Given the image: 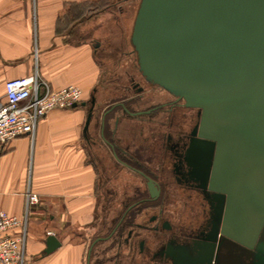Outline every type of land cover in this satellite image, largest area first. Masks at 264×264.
Wrapping results in <instances>:
<instances>
[{
	"label": "crops",
	"instance_id": "crops-1",
	"mask_svg": "<svg viewBox=\"0 0 264 264\" xmlns=\"http://www.w3.org/2000/svg\"><path fill=\"white\" fill-rule=\"evenodd\" d=\"M125 2L102 9L99 0H0V97L5 80L36 72L52 88L82 90L77 106L53 108L38 120L33 141L22 136L0 148L1 207L24 216L27 188L39 195L27 215L25 264H150L139 251L118 255L113 238L101 239L132 197L123 190L148 195L145 179L132 177L103 137L106 121L109 139L131 145L141 125L121 105L132 108L129 75L136 72ZM123 57L131 66L122 67ZM49 235L61 244L45 252Z\"/></svg>",
	"mask_w": 264,
	"mask_h": 264
},
{
	"label": "water",
	"instance_id": "water-1",
	"mask_svg": "<svg viewBox=\"0 0 264 264\" xmlns=\"http://www.w3.org/2000/svg\"><path fill=\"white\" fill-rule=\"evenodd\" d=\"M130 42L149 82L199 109L191 163L217 201L216 228L264 264V0H140ZM148 186L159 193L153 179ZM46 244L51 252L61 242Z\"/></svg>",
	"mask_w": 264,
	"mask_h": 264
},
{
	"label": "flooded vegetation",
	"instance_id": "flooded-vegetation-1",
	"mask_svg": "<svg viewBox=\"0 0 264 264\" xmlns=\"http://www.w3.org/2000/svg\"><path fill=\"white\" fill-rule=\"evenodd\" d=\"M129 85L134 92L128 109L141 127L133 130L129 145L125 137L118 136L116 142L109 139L105 121L103 137L133 172L131 176L145 179L148 195L138 187L123 190L122 195L131 192L132 197L123 202L118 220L101 239L113 238L118 255L125 250L139 251L150 264H185L187 258L190 264H197L198 259L199 264H259L255 248L218 232L217 201L212 205L211 191L199 185L190 150L197 137L199 109L186 106L182 98L149 82L139 70L129 75ZM124 106L127 109L126 103ZM142 124L147 127L143 136ZM88 140L96 143L93 137ZM148 178L159 188L155 196ZM211 251V260L201 263Z\"/></svg>",
	"mask_w": 264,
	"mask_h": 264
},
{
	"label": "built area",
	"instance_id": "built-area-1",
	"mask_svg": "<svg viewBox=\"0 0 264 264\" xmlns=\"http://www.w3.org/2000/svg\"><path fill=\"white\" fill-rule=\"evenodd\" d=\"M81 100L79 86L55 89L37 72L5 80L0 97V148L22 136L33 141L38 120L49 110L72 107ZM25 197L24 216L11 215L0 205V264H25L27 215L39 202V195L29 187Z\"/></svg>",
	"mask_w": 264,
	"mask_h": 264
},
{
	"label": "rangeland",
	"instance_id": "rangeland-1",
	"mask_svg": "<svg viewBox=\"0 0 264 264\" xmlns=\"http://www.w3.org/2000/svg\"><path fill=\"white\" fill-rule=\"evenodd\" d=\"M125 2V0L123 1V3ZM126 3V7H127V9L128 10H126V12H124V14L125 15H127L128 14V16H129V22L127 23V25L129 26V27H131V28H129V40H130V35H131V32H132V27H133V23H134V18H135V15H133V9H134V7H136V6H139V3H140V0H130V1H127V2H125ZM133 4H135V5H133ZM138 8V7H137ZM137 11V10H136ZM131 13H132V15H131ZM135 13V12H134ZM136 14V13H135ZM131 44V43H130ZM131 46V50L133 51L134 49H133V46H132V44L130 45ZM134 58H135V55H134ZM135 60V59H134ZM126 62V63H125ZM122 67H127V66H129L130 64H128V60H126V57L124 58H122ZM119 65H121V64H119ZM118 65V66H119ZM131 66V65H130ZM138 67V65H137V63H136V60H135V71H138L137 68ZM116 68H117V66H116ZM115 68V69H116ZM122 106H124V104H121ZM125 109H126V107H124ZM129 107L127 106V109H126V112H129V109H128ZM122 116H124V115H122ZM140 125V124H139ZM143 125V124H142ZM141 126V125H140ZM146 126V125H145ZM143 127V126H142ZM139 130V127H137L135 130ZM141 131H142V129H141ZM144 133L145 132H142V136L144 135ZM132 137H133V134H132ZM125 183V182H124Z\"/></svg>",
	"mask_w": 264,
	"mask_h": 264
},
{
	"label": "trees",
	"instance_id": "trees-1",
	"mask_svg": "<svg viewBox=\"0 0 264 264\" xmlns=\"http://www.w3.org/2000/svg\"><path fill=\"white\" fill-rule=\"evenodd\" d=\"M124 0H116V1H111V0H99V2H100V4H99V6H97L98 8L100 7V8H102V9H108V8H110L111 9V7L114 5V4H116V3H119V2H123ZM133 5H135V4H133ZM131 28V27H130ZM107 234H109V232L107 233Z\"/></svg>",
	"mask_w": 264,
	"mask_h": 264
},
{
	"label": "bare ground",
	"instance_id": "bare-ground-1",
	"mask_svg": "<svg viewBox=\"0 0 264 264\" xmlns=\"http://www.w3.org/2000/svg\"><path fill=\"white\" fill-rule=\"evenodd\" d=\"M138 7V6H137ZM137 10V9H136ZM135 60H136V57H135Z\"/></svg>",
	"mask_w": 264,
	"mask_h": 264
}]
</instances>
